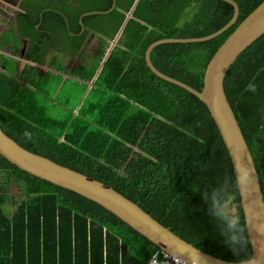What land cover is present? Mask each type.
<instances>
[{
    "label": "trees",
    "instance_id": "obj_1",
    "mask_svg": "<svg viewBox=\"0 0 264 264\" xmlns=\"http://www.w3.org/2000/svg\"><path fill=\"white\" fill-rule=\"evenodd\" d=\"M59 1L62 14L53 13L49 20L56 30L68 23L73 32L80 30L84 11L106 10L112 4ZM236 1L234 24L206 40L161 42L150 52L153 64L201 89L214 51L261 0ZM233 12L225 0H115L110 11L83 15L85 30L69 36L72 50L93 29L103 41L96 50L100 59L108 39L121 29L93 80L96 101L76 113L70 109L67 117H52L30 74L16 76L0 69V127L22 146L111 185L202 250L236 260L200 193L234 175L218 127L200 98L157 76L144 58L153 40L209 34ZM26 20L27 28L37 21ZM35 32L24 55L41 60L52 38L36 39L40 33ZM96 67L91 66L90 76ZM224 89L264 198V33L230 65ZM12 181L18 188L15 199L8 194ZM9 199L12 210H6ZM236 203L243 214L239 194ZM251 252L250 243L247 254ZM155 253L162 256L155 243L98 202L0 154V264H147Z\"/></svg>",
    "mask_w": 264,
    "mask_h": 264
},
{
    "label": "water",
    "instance_id": "obj_2",
    "mask_svg": "<svg viewBox=\"0 0 264 264\" xmlns=\"http://www.w3.org/2000/svg\"><path fill=\"white\" fill-rule=\"evenodd\" d=\"M225 1L233 5L234 12L231 18L217 30L200 36L157 38L147 45L144 58L146 64L157 76L185 87L207 105L229 153L234 174L242 163L249 165L252 169L254 183L249 190L239 196L243 212L251 210L252 214L251 223L248 225V236L252 242L250 255L259 264H264V198L261 184L250 149L224 89V78L230 65L248 45L264 33V0H261L243 17L214 51L206 64L201 89L164 73L153 64L150 58L152 48L161 42L206 40L234 24L238 17L239 5L236 0ZM114 6L115 0H112L111 6L106 10H90L83 14L107 12ZM80 23L83 29L82 20ZM0 154L36 176L72 189L98 202L150 239L161 250L172 255L177 250H185L183 258L188 261V264H191L190 257L195 254L202 255L201 264H236V260L224 259L208 253L182 238L111 185L22 146L1 127Z\"/></svg>",
    "mask_w": 264,
    "mask_h": 264
},
{
    "label": "crops",
    "instance_id": "obj_3",
    "mask_svg": "<svg viewBox=\"0 0 264 264\" xmlns=\"http://www.w3.org/2000/svg\"><path fill=\"white\" fill-rule=\"evenodd\" d=\"M60 4L59 0H0V69L16 76L22 72L30 74L40 88L39 97L59 91L64 84L68 85V82L81 83L84 87H88L87 91L90 90L104 59L120 35L118 31H121L119 29L113 38L108 39L100 59L96 56V50L103 41L100 34L93 29H88L79 48L76 51L72 50L69 36L80 34L85 30L86 26L84 25L82 29L80 20L86 15L83 14L86 11L79 16L81 27L77 32L71 31L68 23L65 28L56 30L49 16L53 18L55 15L53 13L62 14ZM50 11L52 14H48ZM27 17L37 20L33 23V28H27ZM35 31L40 33L34 35L36 39L38 37L45 39L49 35L52 38L49 46L46 45L48 43L44 44L46 48L41 60L27 58L24 55L32 42L31 34L36 33ZM94 63H97V67L90 76L89 71ZM79 99L69 108L73 113L84 105L83 100L79 101Z\"/></svg>",
    "mask_w": 264,
    "mask_h": 264
},
{
    "label": "clouds",
    "instance_id": "obj_4",
    "mask_svg": "<svg viewBox=\"0 0 264 264\" xmlns=\"http://www.w3.org/2000/svg\"><path fill=\"white\" fill-rule=\"evenodd\" d=\"M252 90L254 86H250ZM252 169L247 164H241L234 175H226L217 182L218 186L201 191L204 202L209 205L208 213L221 225L219 235L223 243L233 252L236 264H259L247 254L252 243L248 236V225L251 223V210L241 212L236 203L238 194L249 190L253 185ZM185 250L174 253L179 258V264H188L183 258ZM191 264H201V254L190 257Z\"/></svg>",
    "mask_w": 264,
    "mask_h": 264
},
{
    "label": "rangeland",
    "instance_id": "obj_5",
    "mask_svg": "<svg viewBox=\"0 0 264 264\" xmlns=\"http://www.w3.org/2000/svg\"><path fill=\"white\" fill-rule=\"evenodd\" d=\"M87 89L88 87H84L81 83L68 82V85L64 84V86L60 90L58 89L59 91H54V93L49 92V94L45 96L41 95L39 99L46 108L49 115L56 118H64L69 115V108H71V106H73L79 98V101L83 100L84 105L89 103L90 101L94 102L95 99L98 98V91L94 86L88 91ZM106 94L107 93L104 92L103 96ZM78 104L76 106H78ZM8 194L9 197H12V199H15L14 196L18 194V188L16 187L14 181H12ZM10 199L7 202L8 207H5L6 210H12L14 206Z\"/></svg>",
    "mask_w": 264,
    "mask_h": 264
},
{
    "label": "built area",
    "instance_id": "obj_6",
    "mask_svg": "<svg viewBox=\"0 0 264 264\" xmlns=\"http://www.w3.org/2000/svg\"><path fill=\"white\" fill-rule=\"evenodd\" d=\"M162 256L158 257L157 253L153 254L147 264H179V258L161 250Z\"/></svg>",
    "mask_w": 264,
    "mask_h": 264
}]
</instances>
